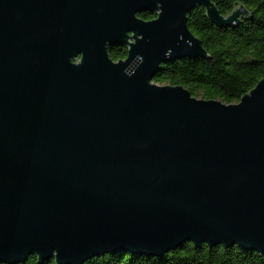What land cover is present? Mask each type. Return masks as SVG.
<instances>
[{"label":"water","instance_id":"95a60500","mask_svg":"<svg viewBox=\"0 0 264 264\" xmlns=\"http://www.w3.org/2000/svg\"><path fill=\"white\" fill-rule=\"evenodd\" d=\"M243 6L0 0V263L160 258L186 242L264 253V77L235 103L153 82L209 57L193 8L236 27Z\"/></svg>","mask_w":264,"mask_h":264},{"label":"trees","instance_id":"16d2710c","mask_svg":"<svg viewBox=\"0 0 264 264\" xmlns=\"http://www.w3.org/2000/svg\"><path fill=\"white\" fill-rule=\"evenodd\" d=\"M222 15L242 3L250 16L236 27H217L205 17L202 7L193 8L187 16V26L201 43L208 58H181L163 64L155 73L157 84L180 85L190 95L203 99H218L235 103L242 94L264 77V0H213ZM140 17H149L142 13ZM125 46L108 48L113 61L126 56ZM5 264V263H0ZM37 264L33 255L24 263ZM42 264H55L52 259ZM82 264H264V253L239 247L206 245L195 248L191 242L168 251L162 257L130 253H106Z\"/></svg>","mask_w":264,"mask_h":264},{"label":"flooded vegetation","instance_id":"af4514ba","mask_svg":"<svg viewBox=\"0 0 264 264\" xmlns=\"http://www.w3.org/2000/svg\"><path fill=\"white\" fill-rule=\"evenodd\" d=\"M142 13H148V12H141V13L138 14V16L141 15ZM148 15H149V17H144V18L143 17H140V16L139 17L142 18V19H144V20H149V19H152L154 17V15H152V14H149L148 13ZM115 47H119V46H115ZM111 48H113V47H111Z\"/></svg>","mask_w":264,"mask_h":264}]
</instances>
